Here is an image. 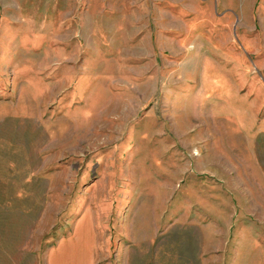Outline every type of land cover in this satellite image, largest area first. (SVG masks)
<instances>
[{
    "label": "rangeland",
    "instance_id": "rangeland-1",
    "mask_svg": "<svg viewBox=\"0 0 264 264\" xmlns=\"http://www.w3.org/2000/svg\"><path fill=\"white\" fill-rule=\"evenodd\" d=\"M259 251L264 0H0V264Z\"/></svg>",
    "mask_w": 264,
    "mask_h": 264
},
{
    "label": "crops",
    "instance_id": "crops-1",
    "mask_svg": "<svg viewBox=\"0 0 264 264\" xmlns=\"http://www.w3.org/2000/svg\"><path fill=\"white\" fill-rule=\"evenodd\" d=\"M69 257L71 258V261L68 257L61 256L60 257V261H61L60 264H85L84 259L82 257H79V256H69ZM254 259H255V256H254ZM258 260H259V262H258ZM87 263H88V260H87L86 264ZM53 264H56V263L53 262ZM253 264H264V252L263 251L258 252V256L254 260Z\"/></svg>",
    "mask_w": 264,
    "mask_h": 264
}]
</instances>
